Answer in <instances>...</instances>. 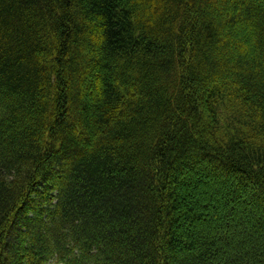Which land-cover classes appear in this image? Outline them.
<instances>
[{
    "label": "trees",
    "instance_id": "obj_1",
    "mask_svg": "<svg viewBox=\"0 0 264 264\" xmlns=\"http://www.w3.org/2000/svg\"><path fill=\"white\" fill-rule=\"evenodd\" d=\"M0 264H264V0H0Z\"/></svg>",
    "mask_w": 264,
    "mask_h": 264
}]
</instances>
